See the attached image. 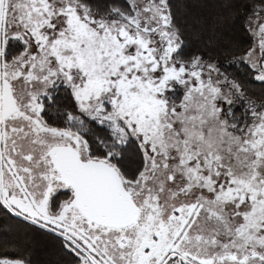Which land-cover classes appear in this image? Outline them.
I'll return each instance as SVG.
<instances>
[{"label":"snow or ice","instance_id":"6c2138e0","mask_svg":"<svg viewBox=\"0 0 264 264\" xmlns=\"http://www.w3.org/2000/svg\"><path fill=\"white\" fill-rule=\"evenodd\" d=\"M189 7L0 0V264H264V0Z\"/></svg>","mask_w":264,"mask_h":264},{"label":"trees","instance_id":"16d2710c","mask_svg":"<svg viewBox=\"0 0 264 264\" xmlns=\"http://www.w3.org/2000/svg\"><path fill=\"white\" fill-rule=\"evenodd\" d=\"M221 2L222 0H189V23L192 24L194 29L203 28L205 35L209 34L214 18L223 11ZM198 21H202V23H198ZM6 223L13 234L19 238L31 237V242L34 246V259L38 263H41L42 259L40 256L42 255L47 259L45 264H55L59 259L51 242L31 233L23 222H17L15 219H12ZM4 224L5 221L0 219V228H3ZM35 246H41L42 249H36Z\"/></svg>","mask_w":264,"mask_h":264},{"label":"rangeland","instance_id":"374dc122","mask_svg":"<svg viewBox=\"0 0 264 264\" xmlns=\"http://www.w3.org/2000/svg\"><path fill=\"white\" fill-rule=\"evenodd\" d=\"M35 248L36 249H42L41 246H35ZM43 250L45 251V249H43ZM40 258L42 259V261H41V263H38V264H42V262H44V264H45V261L47 260L46 257L44 255H42V256H40Z\"/></svg>","mask_w":264,"mask_h":264}]
</instances>
